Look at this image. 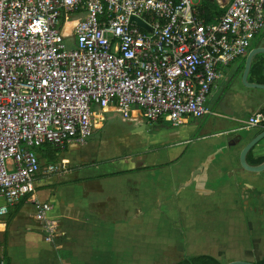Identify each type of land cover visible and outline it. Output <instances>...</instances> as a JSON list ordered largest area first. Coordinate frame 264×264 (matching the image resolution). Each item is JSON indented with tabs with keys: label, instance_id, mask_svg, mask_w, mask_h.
<instances>
[{
	"label": "built area",
	"instance_id": "built-area-1",
	"mask_svg": "<svg viewBox=\"0 0 264 264\" xmlns=\"http://www.w3.org/2000/svg\"><path fill=\"white\" fill-rule=\"evenodd\" d=\"M223 1L205 21L201 0H0V216L38 173L64 170L41 164L44 145L84 140L104 112L173 125L214 114L222 69L264 31V0Z\"/></svg>",
	"mask_w": 264,
	"mask_h": 264
},
{
	"label": "crops",
	"instance_id": "crops-1",
	"mask_svg": "<svg viewBox=\"0 0 264 264\" xmlns=\"http://www.w3.org/2000/svg\"><path fill=\"white\" fill-rule=\"evenodd\" d=\"M257 61H264V31L222 69L221 84L211 88L218 89V102L208 105L214 114L183 118L162 134L137 128L140 145L153 147L147 154L158 157L151 163L105 171L103 160L89 159L80 144L68 143L57 161L76 165L75 174H38L15 215L9 219L16 204L0 216V262L173 264L201 254L224 264L261 260L264 168L251 167L264 156V138L246 153L247 166L242 152L264 123L246 128L241 122L264 114V83L251 69ZM91 167L99 171L88 173ZM127 169L136 170L117 174Z\"/></svg>",
	"mask_w": 264,
	"mask_h": 264
},
{
	"label": "rangeland",
	"instance_id": "rangeland-1",
	"mask_svg": "<svg viewBox=\"0 0 264 264\" xmlns=\"http://www.w3.org/2000/svg\"><path fill=\"white\" fill-rule=\"evenodd\" d=\"M195 1V0H193ZM70 46V42L68 43ZM221 80L216 81L217 85L221 84ZM242 83V80H241ZM217 88H213L208 95L207 105L210 103L216 104L218 98H215V93ZM104 121L101 125L92 130L91 134L82 141H72L80 144L82 149L87 150V156L89 159L103 160L106 163L105 171H111L112 169H117L122 165H137L143 162L151 163L153 160H157L158 157L155 156L156 153L151 155L147 154V151L152 150L153 147H147L149 149L144 150V146H141V141L138 139L140 132L136 129L146 124L149 126L148 129L142 131L146 135L150 132L165 133L167 129L175 128L167 118V116H162L160 122L158 121H147L145 118L137 112L138 117L135 118H122L118 112H104ZM154 138V135H153ZM91 140V141H90ZM170 143V141H167ZM148 146H151L148 144ZM154 146V145H153ZM44 151L40 152V162L42 165L47 164L49 161L43 156ZM77 152V151H74ZM72 155V153H71ZM64 164V170L56 173H45V176L55 175L58 178L71 177L75 174V170L72 168L76 165H69L68 162L62 160ZM73 163L72 161H69ZM95 168L91 167L88 173H95ZM40 174V173H38ZM37 174V175H38ZM118 199L115 200V207L117 206ZM114 211H119L116 208ZM111 217H118L117 214H113ZM165 219V218H164ZM162 219V222H167L166 219Z\"/></svg>",
	"mask_w": 264,
	"mask_h": 264
},
{
	"label": "trees",
	"instance_id": "trees-1",
	"mask_svg": "<svg viewBox=\"0 0 264 264\" xmlns=\"http://www.w3.org/2000/svg\"><path fill=\"white\" fill-rule=\"evenodd\" d=\"M200 9L203 11V18L205 21L212 20L215 16L220 15L224 11V7L220 6L216 0H201ZM252 72L255 73L258 77L257 80L259 82L264 83V61H257L252 65ZM67 146V143H65L62 147L54 146L51 144H45L41 151H44V157L48 161H57L59 159V154L61 151L65 150ZM250 154V152H249ZM264 160L263 157H259L255 160H252L255 164H259ZM136 169H127V170H121L118 171L117 174H123L127 172L134 171ZM105 175H98V177H103ZM20 207V202L17 203L14 208L9 212V219H11L15 213L18 211ZM173 264H224L217 260L216 258L201 254L197 256H185L181 260L174 262ZM256 264H264V257L257 261Z\"/></svg>",
	"mask_w": 264,
	"mask_h": 264
},
{
	"label": "water",
	"instance_id": "water-1",
	"mask_svg": "<svg viewBox=\"0 0 264 264\" xmlns=\"http://www.w3.org/2000/svg\"><path fill=\"white\" fill-rule=\"evenodd\" d=\"M133 19V18H132ZM137 23L141 26H144L145 24L140 21V20H137ZM147 128H149V126H147L145 124L144 127H141V128H138L137 130H146ZM264 138V131L259 134L258 136H256L246 147L245 149L243 150L242 152V162L243 164H246V161H245V156H246V153L255 145V144H258L260 140H262ZM253 170L255 171H258V170H261L264 168V161H262L261 163L257 164L256 166H253L251 167ZM227 264H256L254 262H245V261H232V262H229Z\"/></svg>",
	"mask_w": 264,
	"mask_h": 264
},
{
	"label": "bare ground",
	"instance_id": "bare-ground-1",
	"mask_svg": "<svg viewBox=\"0 0 264 264\" xmlns=\"http://www.w3.org/2000/svg\"><path fill=\"white\" fill-rule=\"evenodd\" d=\"M66 29H67V28H64V32H66Z\"/></svg>",
	"mask_w": 264,
	"mask_h": 264
}]
</instances>
